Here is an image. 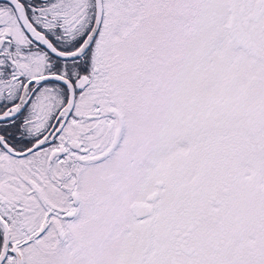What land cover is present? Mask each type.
Returning a JSON list of instances; mask_svg holds the SVG:
<instances>
[{
  "label": "snow or ice",
  "instance_id": "obj_1",
  "mask_svg": "<svg viewBox=\"0 0 264 264\" xmlns=\"http://www.w3.org/2000/svg\"><path fill=\"white\" fill-rule=\"evenodd\" d=\"M0 264H264V0H0Z\"/></svg>",
  "mask_w": 264,
  "mask_h": 264
}]
</instances>
